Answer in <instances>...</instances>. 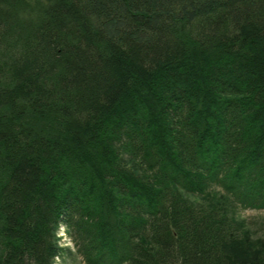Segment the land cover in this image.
I'll return each mask as SVG.
<instances>
[{
  "label": "trees",
  "instance_id": "trees-1",
  "mask_svg": "<svg viewBox=\"0 0 264 264\" xmlns=\"http://www.w3.org/2000/svg\"><path fill=\"white\" fill-rule=\"evenodd\" d=\"M241 208L264 0H0V264H54L61 224L86 264H264Z\"/></svg>",
  "mask_w": 264,
  "mask_h": 264
},
{
  "label": "rangeland",
  "instance_id": "rangeland-1",
  "mask_svg": "<svg viewBox=\"0 0 264 264\" xmlns=\"http://www.w3.org/2000/svg\"><path fill=\"white\" fill-rule=\"evenodd\" d=\"M219 190L220 189H218V193H220ZM213 195V192L208 193V197ZM188 197H191L190 194ZM204 197L205 196H194L191 199L201 202L202 198ZM238 216V220L240 222L246 223V226L241 230H246L242 232V235H245L244 240L248 241L249 243L250 247L247 245L249 251L254 253L259 249V246L262 247L264 245V209L241 208ZM58 236L59 244L61 247H63V250L60 252V255L55 258L54 264H86L84 257L77 252L75 242L73 241L72 237L70 238V236L67 234V230H65L64 227H62V230H60Z\"/></svg>",
  "mask_w": 264,
  "mask_h": 264
},
{
  "label": "built area",
  "instance_id": "built-area-1",
  "mask_svg": "<svg viewBox=\"0 0 264 264\" xmlns=\"http://www.w3.org/2000/svg\"><path fill=\"white\" fill-rule=\"evenodd\" d=\"M61 230H62V227H61Z\"/></svg>",
  "mask_w": 264,
  "mask_h": 264
}]
</instances>
